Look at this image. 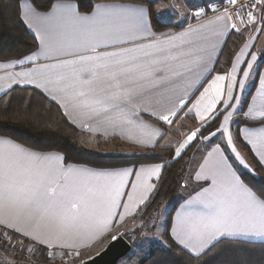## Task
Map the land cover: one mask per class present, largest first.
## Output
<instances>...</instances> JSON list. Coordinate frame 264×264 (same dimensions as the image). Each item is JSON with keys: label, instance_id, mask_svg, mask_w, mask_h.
Listing matches in <instances>:
<instances>
[{"label": "snow or ice", "instance_id": "obj_1", "mask_svg": "<svg viewBox=\"0 0 264 264\" xmlns=\"http://www.w3.org/2000/svg\"><path fill=\"white\" fill-rule=\"evenodd\" d=\"M229 2L235 4L236 0ZM58 7L61 10L59 20L73 26L74 33L70 40L61 37L57 41V50L63 51L65 46L72 48L73 51L66 54L74 58L52 65V69L58 70L54 72V78H45V83L39 86L56 85L52 91L63 93V98L71 103L72 108L83 110L79 114L89 119L104 115L111 124L119 122L143 131L150 126L142 121L137 123L131 117L139 120L141 111H149L145 105L155 103L160 105V110L152 111L150 115L155 116L158 122L171 125L174 122L173 118L190 101H185L182 97H176L175 100L167 97L168 103L163 104L164 92H175L177 87L184 84L193 74L194 69L201 70L197 82L211 71L207 64L211 61L212 54L208 48L196 44L191 38L198 29L192 28L184 33L165 35L164 39H151L155 33L151 31L147 17L148 9L145 7L113 10L98 8L91 16L80 15L72 4ZM29 10L35 19L49 18L47 14L41 15L31 6ZM157 11L158 15L166 11L177 14L178 9L173 2ZM200 14L199 11L195 13L196 16ZM248 16V23H254L255 18L252 14L248 13ZM229 18L226 12L216 19L226 21ZM231 28L235 29V24L231 25ZM227 31L228 25L225 23L224 30L215 35L221 37ZM134 33H146V36L139 38L149 39L150 42L119 50L99 51L100 47L115 48L121 44H133ZM125 36L128 38L125 39ZM97 41L106 43L101 45ZM247 47L249 45L245 44V48ZM212 48L214 49L215 45ZM81 52L88 54L81 55L79 54ZM243 54L244 49H241L240 55ZM26 59L31 60L32 57ZM11 66V63L0 65L4 68ZM236 70L234 62L230 73L213 77L189 111H194L195 115L204 121L210 115L213 119L218 115H224L218 105L223 104L224 111L234 107L232 101L238 103L239 97H235L233 91L237 84L240 88L244 87L243 80L239 82L236 80L234 75ZM17 75L31 77L32 73ZM244 76L247 77L248 72H244ZM28 82L33 81L29 79ZM187 86L190 87L191 84ZM2 90L0 88V91ZM259 91L264 97V87ZM184 94L187 95V92ZM155 97L160 98L154 99ZM52 99L55 100L56 96L53 95ZM113 113L115 116L111 115ZM231 115V112L224 115V122L219 129L229 145H233V136L227 128ZM244 116H258L264 120V109L257 110L254 105L250 106ZM197 131H193L186 137L185 142L180 144L176 156H180L185 147L196 138ZM145 135L148 139H139L138 142L154 144L156 137L163 138L158 129H152ZM243 135L253 134L245 132ZM247 142L250 145L259 144L264 149V130L254 140L249 139ZM233 151L235 152L234 146ZM256 154L260 163L264 165V151ZM211 155L209 153V156ZM236 156L244 163L238 152ZM62 159L51 154L40 156L20 148L9 140H0V225L21 232L22 235L37 242H41L39 229L42 225L55 230L58 240H69L74 236L94 240L109 231L117 217L122 220L124 216L135 213L147 199V193L154 189V185L148 184V179L151 176L158 179L162 170L161 166L157 165L152 168L142 167L136 172L127 168L113 171L89 169L58 171L52 161L59 163ZM207 163L205 160V164ZM245 167L248 165L245 164ZM133 174L134 182L128 179ZM210 175L212 186L203 189L196 198L188 201L189 205L193 203L205 205L206 211L201 213L187 208L178 213V227L173 230V239L184 249L199 256L222 236L264 237V200L256 197L231 172L223 158L216 162L215 169ZM199 178L198 176L197 179ZM129 184L133 191L127 194L128 202L122 205L121 197L125 195L122 189ZM140 190H143L144 194L142 199L137 200L136 193ZM121 206L124 209L123 214L118 211ZM26 223L32 224V231L16 227L17 224ZM242 223L258 224V227L241 228ZM112 239L115 241L118 237L113 236ZM47 243L49 247L52 246L50 241ZM59 246L76 247L75 244L69 243ZM76 255H80L79 251Z\"/></svg>", "mask_w": 264, "mask_h": 264}, {"label": "crops", "instance_id": "obj_2", "mask_svg": "<svg viewBox=\"0 0 264 264\" xmlns=\"http://www.w3.org/2000/svg\"><path fill=\"white\" fill-rule=\"evenodd\" d=\"M149 1H152V0H149ZM219 1L221 0H208L207 2H205V0H191L190 6L188 9V14H185L184 16H182V18H179L178 14H171L170 17L165 16L163 13L158 15L157 10L164 7V4L162 6L160 1H158V5L160 7L154 8L155 9L153 11L154 19L163 24L173 25L176 27V29H167V30L157 31L152 24L151 10L149 9L147 5L142 4V3L130 2V1H120V0H105V1H99L95 3L91 11L83 12L78 8L77 3L75 1L59 0V1L54 2L49 10L42 12V11H38L37 9H35L29 1L21 0L19 2L20 19L23 22L27 31L35 38L37 42V48L34 52H32L31 54L25 56L24 58L20 60L0 61V65L9 64V63L12 64L11 67H7V68L0 67V88L3 89L2 91H0V97L4 95L5 93L9 92L13 88H17V87L18 88H31V89H34L40 92L46 99H48L49 101L57 105L69 124H71L73 127L77 128L78 130L88 135L100 136L104 138L117 137L127 147L142 148V149L151 148L160 141L161 146L163 148H172L175 154L180 144L185 142L186 137L188 135H190L193 131H197V130L200 131V128L204 126L206 123H208L213 118V116L210 115L206 120L202 121L195 115L194 111L190 112L189 109L193 108V105L196 103V100L199 99L200 94L203 92L204 88L208 86V83L211 81V79L215 77L216 75H225V74L230 73L232 71L233 63L235 62L237 70L234 75L236 77V80L237 82L241 80L244 81L243 88H240L239 85L237 84L236 88L233 91V95L235 97H239V102L237 103L235 100H233L232 104L234 105V107L228 108L227 111H224L223 104L218 105V108L220 109V111L224 112V115H227L229 112H231L232 114L231 119L228 121L227 124L230 123L231 125L233 121L232 119H234V123L235 124L237 123L234 127V131H235L237 139L241 143L242 148L248 153V155L252 159L255 160V162L259 166L264 168V165L260 163V159L256 154L257 152L264 151V149H262L259 144L250 145L247 142L249 139L254 140L256 136L260 134L262 130H264V124L257 125V126L238 125L239 120H236V118L240 117L242 119H247L251 121H258V120L264 121L258 116L257 117H245L244 116V113L248 111L250 106L254 105L257 110L264 109V97L260 95V91H259L262 87H264V66H262V68H259L261 60L264 59V45L259 51L257 52L254 51V48L258 40L261 37H262V41L264 42V5L261 6L258 12L257 22L251 28L241 32V36L243 37L244 41L240 49L235 54V57L232 61L230 69L227 72L221 73V72H213V69L220 55V52L229 34L231 33L230 20L227 19L226 21H218L216 18L218 16L224 15L222 13L215 14L201 21H194L192 19V12L194 10H196L199 7H203L204 5L208 3L219 2ZM63 4L74 5L76 8V11L82 16H85V15L91 16L94 12L98 10V8L103 9V10H113V9H123V8L145 7L146 9H148L147 17L151 25V31L155 33V36L152 37L151 39H157V38L164 39L165 35H176V34L184 33L185 31L192 29V28L198 29L197 32L192 34L191 38L196 44L203 45L206 48H208L209 52L212 54L211 61L207 64V67L211 70L210 73L204 74L203 77L199 79V82H197V78L201 70L194 69L193 74H191L188 77V80L185 81L184 84L179 85L175 92H164L165 99L162 100L163 104L168 103L166 99L167 97H171L173 100H175L176 97H182L185 101H190L187 103V106L183 108L185 109L184 113L182 115H179L181 111L178 112L177 116L173 118L174 119L173 124L168 125L179 134L178 139H176L170 134H165L163 129H161L156 124L146 119L147 116L156 119L155 116L150 115L152 111L160 110V105H156L155 103L145 105V107H148L149 111L148 112L141 111L139 115V120H137L136 117H131L137 123L142 121L144 124L150 126L148 129H144L143 131H141L140 129L134 126L120 124L119 122H117L116 124H111L107 121L104 115L89 119L88 117L79 114L83 110L73 109L71 106V103L68 102L65 98H63L64 96L63 93L52 91V89H54L56 85L46 84L44 87L39 86L45 83V78H48V77L54 78V72L58 70L52 69V65H55L64 60H70L74 58L73 56L66 54L67 52L73 51L72 48L65 46L63 51L57 50L58 49L57 41L61 39V37H64L70 40L74 33L73 26L67 25L61 20H59L61 10L59 9L58 6L63 5ZM29 6H31L32 9H35V11L40 13L41 15L47 14L49 18L47 20L35 19L29 10ZM225 23H227L228 25V31L226 32L224 36L217 37L215 33L223 31ZM257 29H260V31H257ZM133 35L135 37L133 44H121V45H117L115 48L100 47L99 51L119 50L120 48H123V47H133L136 45L145 44V43L150 42L149 39L139 38L142 36H146L147 35L146 33H134ZM124 38L126 39L128 37L125 36ZM97 43H100L101 45H103L104 43H106V41H97ZM245 44L249 45V47L245 48ZM213 45H215L214 49L212 48ZM241 49H244L243 55H240ZM79 54L86 55L88 53L81 52ZM29 56L32 57L31 60L26 59ZM238 56H239V60L237 61ZM17 61H23V63H16ZM249 65H251V67H249ZM253 71H255V74L252 80L251 73ZM244 72H248L247 77L244 76ZM19 73H32V76L27 77V76L17 75ZM9 77H12V79H10ZM13 79L15 80V82H13ZM29 79H31L33 82L29 83L28 82ZM250 79L252 83L250 87L248 88V90L245 92L246 85L247 83H249ZM188 84H191V86L188 87L187 86ZM9 85L11 86L9 87ZM185 91L187 92V95L184 94ZM244 92L246 93V95H245V98L243 99ZM53 95L56 96L55 100L52 99ZM156 98H160V97H155L154 99ZM226 99L227 97L225 96V100ZM241 101L243 103L245 102V105L242 103V106H240ZM66 104L67 106H65ZM239 107H241L240 116H237L236 110ZM66 112L69 114L65 115ZM111 115L115 116V113ZM224 115H221L220 125L224 122ZM186 116L190 118V121L186 120L187 119ZM152 129H158L163 134V138L161 139L159 137H156L154 144H148L146 142L145 143L138 142L139 139L147 140L148 137L145 135V133L151 132ZM219 129L217 132L221 133L222 131ZM199 131H197V134L199 133ZM228 131L231 134L233 132V129L230 128L229 125H228ZM245 132L252 133L253 135L245 136L243 135V133ZM129 136H131L132 138L129 139L128 138ZM0 140H9L13 144L18 145L20 148L25 149L32 153L39 154L40 156L51 154L53 156L58 155L63 158V156L57 152L33 151L31 149H28L12 141L11 139L7 137L0 136ZM190 143L187 145V147L190 145ZM227 145L231 147L230 149L232 150L234 155H236V152H239L235 144L229 145L227 143ZM233 146L235 147V152L233 151ZM187 147H185V149ZM254 147H255V151H254ZM197 151H198V155H196V160L191 162V165L185 177L183 178V183H187L188 187L185 190L184 194H182L180 191L178 193L179 201L176 203L177 206L171 216L170 225L168 229V236L171 239V241H173L176 245H178L181 248H183V246L178 244L173 239V230L174 228L178 227V224H177L178 213H181L187 208H191L192 210H195L201 213L206 211L205 205L199 204V203H193L189 205L188 201L196 198L202 192L203 189L210 188L212 186V179H211L210 173L215 169L216 162L220 158H223L225 165H227L231 169V172L234 173L235 176L238 177L239 180L256 197H258L243 182L239 174L231 166L223 149L220 148L217 142L207 144L206 146H204L201 149H198ZM199 151L201 152V154ZM209 153H211L212 155L209 156ZM175 157H178V156L175 155ZM240 157L242 158L243 156L240 154ZM237 159L239 162H241L239 158ZM205 160L208 161L207 164H205ZM52 164L57 168L58 171L63 170V169H73V170L89 169L92 171H103V170L113 171V170H122V169L127 168V169H132L134 170V172H136V171H139V169L142 167L152 168L157 165H160L161 168L163 169V164H145V165L121 167V168H115V169H97V168H91V167L84 166V165L68 164V163H65L64 159H62V161H60L59 163L52 161ZM198 176L200 177L199 179H197ZM128 179L134 182L135 175L133 174L132 176L128 177ZM158 179L155 176H151L148 179V184L155 186V183L157 182ZM122 191L125 193V195L121 197V204L123 205L128 202L127 194L132 193L133 190L131 188V185L129 184V185H126L122 189ZM152 191L147 193V199L149 198ZM143 194H144L143 190L137 191L136 199L137 200L142 199ZM147 199L144 200V203L141 204L136 209L134 214H129L127 216H124L122 220L119 217H117L113 225L111 226L110 230L94 240H85L81 237H76V236H74L72 239H69V240H65V239L58 240L56 239L55 230H53L50 226L42 225L39 229L41 242H37V240L31 239L25 235H22L21 232L13 231L11 228H5L2 225H0V227L8 230L10 233L15 235L16 238L19 239L21 243L23 240H25L28 244H30V246H35L34 248L39 247L42 249L53 250V251L56 250L60 252L79 251V253L85 255V253H88L90 249L95 248L99 244L103 243L105 246L108 241L112 240L113 236H117V237L123 236L124 237L123 235L124 233L122 232L121 229L118 230V228H120L123 224H125L129 220H131L141 210V208L146 203ZM118 211L121 214H123V211H124L123 206H121V208H119ZM254 226L258 227V224L253 225L251 223L249 224L242 223L240 225L241 228H246V229H251ZM16 227L21 228L24 231H32L31 223L17 224ZM223 238L246 240V241H252V242L264 241V237L246 236V235H233V236L226 235V236L219 237L217 240L223 239ZM48 241L51 242L52 244L51 247L48 246V243H47ZM63 243L75 244L76 247H73V248L60 247L59 245ZM184 250L194 255L187 249H184ZM97 252H99V250L96 251V253ZM88 258L89 257H86L85 260H87Z\"/></svg>", "mask_w": 264, "mask_h": 264}, {"label": "trees", "instance_id": "obj_3", "mask_svg": "<svg viewBox=\"0 0 264 264\" xmlns=\"http://www.w3.org/2000/svg\"><path fill=\"white\" fill-rule=\"evenodd\" d=\"M20 1L0 0V61L20 60L37 48L35 38L27 31L20 19ZM27 1L38 11L44 12L59 0ZM72 1L77 3L81 11L89 12L95 3L105 0ZM120 1L147 5L151 10L152 24L157 31L176 29L173 25L155 20L153 9L147 0ZM243 41L240 34L231 31L215 63L213 72L224 73L230 69L235 54L242 46ZM262 66H264V59L261 60L259 68ZM243 104L245 105V102ZM184 111L185 109L179 115H182ZM186 118L187 121H190L188 116ZM146 119L163 129L165 134L179 138V134L167 124L148 116ZM220 120L221 115L215 119L212 118L200 128L199 134L205 136L216 131ZM261 124H264V121H251L242 118H239L238 121V125L257 126ZM0 136L7 137L33 151L60 153L65 163L91 168L115 169L145 164H163L161 175L143 206L145 216L157 212L165 204L175 199L186 169V162L194 147L193 141L180 156L175 157L174 150L163 148L160 141L151 148L142 149L127 147L117 137L104 138L88 135L69 124L59 107L46 99L40 92L31 88L18 87L0 97ZM251 160L256 176H251L244 171H239V176L259 198L264 200V168L259 166L254 159L251 158ZM176 206L177 204L174 203L167 214L164 237L168 245L152 248L139 264H264V241L252 242L223 238L214 242L199 256L185 251L171 241L168 236L170 219ZM10 235L12 238H16L12 233ZM124 238L129 241L126 235ZM21 244V255H23L24 248L30 244L25 240ZM35 250L34 260L24 264H38L39 260H47L45 256L47 249L36 247Z\"/></svg>", "mask_w": 264, "mask_h": 264}, {"label": "rangeland", "instance_id": "obj_4", "mask_svg": "<svg viewBox=\"0 0 264 264\" xmlns=\"http://www.w3.org/2000/svg\"><path fill=\"white\" fill-rule=\"evenodd\" d=\"M147 1L150 3V6L153 9V11L155 10L154 8L160 7L158 5V1H160V0H155V2H153V0L152 1L147 0ZM207 1L208 0H205V2H207ZM173 2L175 3L176 8L178 9L177 14H178L179 18H182V16H184L185 14H188V9H189L191 0H162V2H160V3L162 4V6L164 4V7H165L166 5H169L170 3H173ZM206 5H204V6H206ZM164 7H162V8H164ZM163 14L167 17H170L171 14H173V13L166 11V12H163ZM257 19H258V15H257ZM177 23H178V21H177ZM237 34L241 35V33H237ZM263 45H264V42L262 41V37H261L258 40V42L254 48V51H256V52L259 51ZM254 74H255V71H253L251 73L252 80L254 78ZM251 83H252V81L250 79L249 83H247V85H246L245 92L248 90ZM245 92L243 93V99L245 98V95H246ZM242 103L243 102L241 101L240 106H242ZM240 108L241 107H239L236 110L237 116H240ZM239 118H236V120H239ZM232 120L233 121H232L231 125H230V123L227 124V128L229 125V127L233 129V132H232L233 144H235L236 148L239 150L238 153L243 156L242 158L244 159L243 160L244 163H241L238 161L236 155H234V153L230 149L231 147H229L227 145V140L225 139L222 132L221 133L217 132L218 129L220 128V124H219V127L216 131H213V132H211L205 136L200 135L198 133L196 135V138L193 140L194 141L193 151L189 155V158L186 162V169H185V172L182 176V181H181V185H180V189H179V191L182 194L185 193V190L188 187L187 183H183V178L185 177V175H186V173H187V171L191 165V162L196 160V155H198L197 150L201 149L204 146H206L207 144H210L213 142H217V144L220 146V148L223 149L228 161L230 162L231 166L235 169V171L238 174H239V171H244V172H247L248 174H250L251 176H256L254 173L253 161L251 160L248 153L242 148L241 143H239L238 139L235 136L234 127L237 123L235 124L234 119H232ZM200 154H201V152H200ZM245 164H247L248 167H245ZM179 191H178V193H179ZM178 193L176 196H178ZM178 201H179V196L176 197L171 202H169L168 204H165V206H163L157 212H154L149 216H147V215L145 216V212H144L145 210H143V207H142L141 210L131 220H129L128 222L123 224L120 228H118V230L119 229L122 230V232L124 233L123 235H126L128 237V239L131 243V246H132V250L127 254L126 257H124L123 259L120 260L119 264H139L140 261L142 259H144L149 254V252L151 251L152 248H154V247H166L168 245L166 240H165V237H164V232L166 231L165 229H166V223H167V214H168L171 206L174 203H177ZM13 239L15 240V242H13L11 244L12 248L10 246L6 245L5 243L0 244V264H24V263L32 262V261H30V262L27 261V259L24 256L25 255L24 252H25L27 247L24 248V250L22 252L23 255H21L22 249L20 247H22V244L19 241V239H17V238H13ZM105 246L103 243L99 244L95 248L90 249L88 253H85L86 256L84 254H81V253L79 256H77L76 252H63L65 254L66 258H65V261H63L61 263L49 262L48 261L49 259H47V260H43V261L39 260L38 264H80V263L85 261L86 257H89L88 259H90L93 256H95ZM33 247H35V246H33ZM12 249H14L15 252H13ZM98 250H99V252L96 253V251H98ZM54 251L60 252V251H56V250H54Z\"/></svg>", "mask_w": 264, "mask_h": 264}, {"label": "built area", "instance_id": "obj_5", "mask_svg": "<svg viewBox=\"0 0 264 264\" xmlns=\"http://www.w3.org/2000/svg\"><path fill=\"white\" fill-rule=\"evenodd\" d=\"M243 5V7H241ZM264 5L262 0H236L235 4L229 2V0H221L219 2H211L208 3L206 6L199 7L192 12V19L194 21H201L207 19L215 14H225L228 13L230 17V27L231 25L235 24L236 28L232 29V32L241 33L249 28H251L257 22V15L261 8ZM199 11L201 14L196 16L195 13ZM248 13H251L252 16L255 18V22L249 24V16ZM237 29L239 31H237ZM15 242V240L11 237L10 232L4 228L0 227V244H6L11 246V244ZM31 250V251H29ZM15 252L14 249H12ZM36 250L33 246H28L24 252V256L27 261H33V257ZM49 253H52L50 256ZM45 256L49 259V262L54 263H61L65 261V254L63 252H55L53 250H47L45 252ZM31 263V262H30Z\"/></svg>", "mask_w": 264, "mask_h": 264}, {"label": "water", "instance_id": "obj_6", "mask_svg": "<svg viewBox=\"0 0 264 264\" xmlns=\"http://www.w3.org/2000/svg\"><path fill=\"white\" fill-rule=\"evenodd\" d=\"M131 250V243L118 236L117 240H110L99 253L80 264H118Z\"/></svg>", "mask_w": 264, "mask_h": 264}]
</instances>
